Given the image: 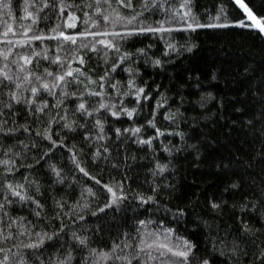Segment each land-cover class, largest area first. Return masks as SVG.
Masks as SVG:
<instances>
[{"label": "trees", "instance_id": "1", "mask_svg": "<svg viewBox=\"0 0 264 264\" xmlns=\"http://www.w3.org/2000/svg\"><path fill=\"white\" fill-rule=\"evenodd\" d=\"M60 2L49 0L56 7L37 11L32 0H0L10 6L0 7V52L12 48L7 59L0 55V69L15 75L12 60L35 51L40 55L27 67L42 78L46 77L45 68L62 74L69 68L68 60L83 73L74 74L83 83L66 77L68 83L58 84L54 95L41 89L30 106L13 102L10 109L3 108L8 102L6 93L14 84L5 80L0 87V122L7 120L4 127L18 129L7 135L0 132V160L16 162L13 171H5L6 165L0 164V249L4 250L0 260L7 254L5 264H17L23 255L27 264H40V260L48 264L54 254L62 259L71 249V264H93L94 255L84 259L92 248L108 252L118 244L115 256L127 255L134 258L133 264H141L149 251L138 247L142 235L159 233L161 240L167 236L171 244L178 237L191 241L195 256L201 261L207 258L209 264H256L264 250V35L249 26L235 0H157L164 7L153 5L146 11L139 6L126 9L115 0H63L69 5L64 9ZM243 2L257 19L264 17L261 0ZM42 3L36 0L37 5ZM140 3L151 4L152 0H135L136 5ZM25 4L37 17L35 23L25 17ZM182 4L185 7H180ZM96 7L101 8L100 13L95 12ZM113 9L124 15L142 13L135 27H160L157 22L163 21L164 31L118 40L111 35V20L102 19V14L110 15ZM69 12L77 17L75 28L67 26ZM90 18L98 24L89 27ZM237 20H244V25L234 23ZM188 23L199 26L187 28ZM105 25L109 27L107 37L103 35ZM121 27L116 25L115 30ZM85 29L98 35L77 36L75 45L71 41L60 43L63 37L55 35L57 31L72 35ZM32 36L41 39L17 43ZM105 38L118 43L119 51L97 42ZM82 42L86 45L83 48ZM140 48L145 51L138 53ZM125 52L131 55L120 60ZM57 55L62 64L53 62ZM74 55L85 62L81 64ZM156 59L161 63L154 64ZM117 60L120 63L113 70ZM46 78L54 81L55 75ZM130 79L135 88L129 86ZM30 80L39 83L34 77ZM86 87L102 95H89ZM140 87L145 91L137 100L133 93ZM62 89V106L53 107L61 99ZM18 91L24 97L32 96L30 87ZM81 100L88 112L78 110ZM43 101L47 107L37 113L36 106ZM102 101L115 105L114 110L122 114L113 116L107 107L91 111ZM123 109H134L132 116ZM52 116L57 120L49 126ZM64 116L72 122L71 129L64 127L65 121L60 119ZM97 120L103 124L102 133ZM46 128L53 140L63 143L53 147L43 136ZM133 128L139 131L133 133ZM116 129L121 130L120 135ZM100 135L104 139H96ZM149 137L151 146L139 142ZM97 151L100 155L94 160ZM73 155L90 175L79 171ZM157 164L164 165V170ZM52 165L59 170V177ZM6 181L31 199L13 196ZM104 184L123 185L126 198L120 205L98 212L108 203ZM85 186L95 195L88 194ZM138 195L145 197L144 202L136 199ZM148 196L153 199L147 200ZM212 203L218 207L214 209ZM140 220L146 223L140 225ZM245 222L248 232L244 231ZM37 232L48 233L52 239L36 249L22 248L37 239ZM73 233L85 237L87 244L81 245ZM154 239H145V244ZM138 251L141 257H136ZM97 264L121 262L101 258ZM192 264H197L196 260Z\"/></svg>", "mask_w": 264, "mask_h": 264}, {"label": "snow or ice", "instance_id": "2", "mask_svg": "<svg viewBox=\"0 0 264 264\" xmlns=\"http://www.w3.org/2000/svg\"><path fill=\"white\" fill-rule=\"evenodd\" d=\"M32 2H33V7H35L37 11H39L40 7H43L45 9H47L48 7H56L55 4H50L49 0H43V3L39 4V5L36 4V0H32ZM115 2L117 5H122L126 9H133V10L135 9L136 6H139L140 8L144 9L145 11L149 7H152L153 5H156L158 7H164L163 4H157V0H152L151 4L140 3L139 5L135 4V0H115ZM261 2L264 3V0H261ZM105 3H108V0H105ZM235 4L238 5L239 8L243 9L245 13H247V20H250L253 22L252 25H249V26L258 29L259 30L258 34H264V17H260L259 19H257V17L253 13V10L249 7L248 4L244 3L243 0H235ZM0 7H3L5 9H9L10 6L8 3H0ZM59 7L61 9H64L66 7H69V5L64 4L63 0H61ZM180 7H185V5L182 4V5H180ZM27 8H28V5L25 4V17H31L32 22L35 23L37 17L35 16V14L32 11H28ZM222 11H223V8L220 9V12H222ZM95 12L100 13L101 8L96 7ZM84 15H85V17H88L87 12H85ZM141 15H142V13H140V12H136L135 15H131V14L124 15V14H122L121 11H119L117 9H113V11L110 15L109 14H102V19H103V21L111 20V24H112V28H113V30L111 31V35L113 37H116L118 40H131L132 38H134L136 36H140V35H143V34L148 33V32L155 34L156 32L164 31L163 21L157 22L161 26L155 27V28H153L151 26H141V27L133 26L137 17H139ZM218 15H219V13H218ZM68 16L70 17V21L67 24V26L75 28L76 27L75 21H76L77 17L75 16V14L73 12H69ZM184 16L185 17L187 16V12L184 14ZM182 18H184V17H182ZM225 19H227V18L225 17ZM86 23H87V21H86ZM234 23L244 25L245 21L244 20H237V21H234ZM97 24H98L97 19H91L90 18L89 27L91 25H97ZM116 25H122V27L117 31V30H115ZM197 26H199V25H194L192 23H188L186 25L187 28H193V27H197ZM7 31H9V32L12 31V27L10 25L7 28ZM24 31L25 32L29 31V28H24ZM55 35L58 37H63V41H61L60 43H63L64 41H71L73 43V45H75L77 36L87 37L90 35H93V36L98 35V33L89 32L87 29H85L83 31L76 32L72 35H67L64 31H57L55 33ZM103 35L105 37H107L109 35L108 25H105V30L103 32ZM32 39L39 40V39H41V37L40 36L26 37L22 40H18L17 43L23 44V43H26L27 41H30ZM97 42L106 45L107 48H112V49H115L116 51H119V44L114 43L112 40L105 38V39L97 41ZM85 46L86 45L83 42L80 44L81 48H83ZM167 47L171 48L172 46L167 45ZM92 48L95 49V43L92 45ZM58 50H59V48H58ZM11 51H12V48L9 47L6 52H0V55H2L5 59H7L8 53H10ZM144 51L145 50L143 48L137 49L138 53H143ZM73 53H75V49L73 50ZM39 55L40 54L35 52V51H33L31 53V55H26V54L18 55L17 59L12 60V64H14L16 66L15 75H12L9 72L4 71L3 69H0V76H3V80H0V87L4 86L5 80L8 81L10 84H14V87H9V89L6 93V95L8 97V102L3 104V108H9L10 109L13 106V102H16L17 104L23 102L24 104H27L30 106L34 103L33 97H35L41 89L48 91L49 94H51V95H54V90L56 89L58 84H60L61 82L65 83V84L68 83V81L66 80V77H73L76 79L77 83H83V81H80L78 79V76L74 75V74L83 75V73L81 72L80 69L71 67L72 60L67 61L69 68L66 71H64L62 74L61 73L54 74L48 68L44 69V73L46 74V77H52L53 75H55L54 81L48 80L46 77L42 78V76L40 74L33 71L31 68L27 67L28 65H30L32 63L33 57H37ZM130 55H131V53L125 52L121 55L120 60H126V59H128V57ZM74 58L79 59L81 64H83L85 62L82 57H77L74 55ZM45 59H48V56L46 54V50H45ZM105 59H107V57H105ZM120 60H117L116 63L112 64L113 70L116 69L117 64L120 63ZM21 61H22V63H20ZM53 62L54 63L55 62H61V64L63 63V61L61 60V57L59 55H57L55 57ZM153 63L154 64H160L161 62L159 59H156L153 61ZM126 71H131V69H126ZM21 73L23 74V79H21ZM107 75H108V73L106 72L104 74V76L100 77V79L103 80L105 78V76H107ZM30 77H34L35 80L39 83L33 84L32 81L30 80ZM89 81L91 82V77H89ZM128 84L130 87L135 88V84L133 83V80L130 79L128 81ZM29 87H30V91L32 93L31 97H24L18 91L22 88H29ZM100 87L103 88V84H101ZM85 91L89 92V95H102V93H99V92H91L87 87L85 88ZM144 91H145V89L143 87H140L133 94L137 97V100H139L141 98V93H143ZM71 94L76 95V93H71ZM79 95L83 96L84 93L81 92ZM124 95H128V92H125ZM64 97H65V90L62 89L61 90V99H58L56 101V104L53 105V107H56V108L61 107L62 106V99ZM143 99L147 100L148 97L144 96ZM46 107H47V101H43L42 104L36 106V112L37 113L43 112ZM77 107H78V110H80V111H84V112L89 111L86 108L85 102L83 100H81V102L79 103V105ZM106 107H107V110L110 111L113 116H120L122 114L121 111H115L114 110L115 105L108 106L107 101H102L99 104L98 109H92L91 111H99V109H104ZM122 111L127 112L128 116L131 117L134 109H131V110L130 109H123ZM29 112H31V108H29ZM2 114L3 113L0 112V115H2ZM168 118L171 119V116H169ZM60 119L65 121V123H64L65 128L71 129L73 127L72 122L67 119V116L60 117ZM56 120H57V117L52 116L49 119V126L53 122H55ZM149 123L151 124L152 121H149ZM6 124H7V120L0 122V132L5 133L7 135V134L15 133L18 131V129L15 127H12V128L4 127L3 125H6ZM96 126L100 128V131L102 133L104 129H103V124L100 120L96 121ZM21 127L24 128L25 132L29 131V128L27 126L21 125ZM124 131L127 132L128 129H124ZM131 131L133 133H136L139 131V128H133ZM116 133H117V135H120L121 130L116 129ZM159 134H160V130L157 129V135H159ZM37 135L39 136L40 133L38 132ZM43 136H44V138H46L47 140L52 142L53 147H56V145L58 143H63L62 140L56 141V140L52 139V136L50 135L49 128L45 129ZM96 139H98V140L104 139V136L100 135V136L96 137ZM151 140H152V137H149L147 141L140 140L139 142L140 143H147L149 146H151ZM8 150L10 151L11 149H8ZM49 151H50V149H49ZM69 151H72V149H69ZM104 151L107 152L108 149L105 148ZM18 154L19 153H17V155ZM99 155H100L99 151L93 153V159L95 160ZM71 159L73 160L76 167L79 169V171L81 173H83L85 176L90 175L84 167L80 166V163H79V161L76 160L75 155H73L71 157ZM15 163H16L15 161H9L7 159L0 160V164L6 165L5 171H13L14 169L12 168V165ZM51 167H52V170L54 172H56L57 176L59 177V170L56 169L55 165H52ZM164 167H165L164 165L157 164V168H159L160 171H163ZM91 178L97 184L100 183V181H98L95 176H92ZM5 183H6L7 189L9 191H11L13 196H20L21 200L31 199V197H27V196L17 192L16 188L13 187L11 182L6 181ZM17 187H21V186L17 185ZM232 187H236V185L233 184ZM103 188L107 190V193H109L108 203L103 205V207L98 208L97 209L98 212H102L105 208H109L112 205H120L122 203V201L126 198V193L123 190V185H119L117 188V187H114V186L109 185V184H104ZM84 190L90 195H95L92 188L85 186ZM84 198L87 199V197H84ZM136 199H139L142 202H144L145 197L138 195L136 197ZM146 199L152 200L153 197L148 196ZM35 203L39 207H42V205H39V201H35ZM0 207H3V204H0ZM60 207H63V205H60ZM212 207L215 209L218 207V205L216 203H212ZM253 207H256V205H253ZM180 211L182 212L183 210L181 209ZM36 215L39 216V212H37ZM18 219H22V218H18ZM138 223L140 225H144L146 223V221L140 220V221H138ZM20 227L23 230V225H21ZM61 227H63V225H61ZM249 230L250 229H249L247 223L245 222L244 231L248 232ZM164 232L165 233H171L172 229H164ZM11 235L12 234L9 233V236H11ZM35 235L37 236L36 240L30 242L27 245H21V247L26 248V249H36V248H39L44 243V241L46 239H48V240L52 239V235H50L48 233L42 234L40 232H37V233H35ZM73 237L81 245L87 244V239L85 237L76 236L75 233H73ZM151 237H155V239L151 240V243L145 244V239H151ZM167 241H168V237L164 236L163 240H161L159 233H151L150 235H142L138 247H140V248L146 247L149 249V251L144 254V258L141 260V264H149V262H151L153 260H156L158 262V264H192L193 260H196L197 264H209V260L207 258H205L201 261V260H199L198 257L195 256V254L193 253V249L195 248V245L192 244L191 241L184 239L183 237L176 238L175 244L168 243ZM154 245H155V248L153 247ZM124 246L127 247L128 245L125 244ZM119 248H120V245H118V244H113L112 249H110L108 252H105L102 250L97 252V249L92 248L90 250V252L85 256L84 259L86 261L88 259V255H94L96 257V260L93 261V264H97V261H99L101 258L104 260H108L111 258V259H114L116 261H120L121 264H133L134 258H130L127 255H121V256H115L114 255V253ZM3 251H4L3 249H0V252H3ZM154 252L158 253V255H154L153 254ZM233 254H235V248L233 249ZM221 255H223V252H221ZM136 257H141V252L138 251L136 253ZM8 260H9V256L7 254H5L3 256V259L0 260V264H5V262ZM71 261H72V251H71V249H69L67 254L64 255L62 259L58 258V256L56 254H54L50 258V260L48 261V264H71ZM17 264H27L26 257L21 255V260L18 261ZM40 264H45V261L40 260ZM256 264H264V250H261L260 256L257 259Z\"/></svg>", "mask_w": 264, "mask_h": 264}, {"label": "rangeland", "instance_id": "3", "mask_svg": "<svg viewBox=\"0 0 264 264\" xmlns=\"http://www.w3.org/2000/svg\"><path fill=\"white\" fill-rule=\"evenodd\" d=\"M243 10V9H242ZM244 11V10H243ZM246 14V17H247V13H245ZM247 20V19H246ZM247 22L250 24V25H252V21H250V20H247ZM254 28V27H253ZM256 29V28H255ZM258 30V29H257ZM264 35V34H263Z\"/></svg>", "mask_w": 264, "mask_h": 264}]
</instances>
